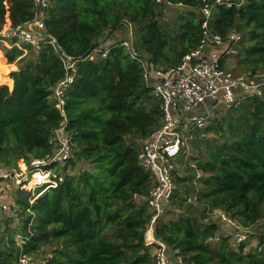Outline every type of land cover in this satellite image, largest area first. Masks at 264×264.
Masks as SVG:
<instances>
[{"label":"trees","instance_id":"obj_1","mask_svg":"<svg viewBox=\"0 0 264 264\" xmlns=\"http://www.w3.org/2000/svg\"><path fill=\"white\" fill-rule=\"evenodd\" d=\"M169 1L171 6L155 0H49L45 34L74 60L64 111L74 143L69 163L82 169L33 197L24 187L6 188L13 192L9 205L19 214L20 228L7 240L0 231V264H16L20 249L38 260L47 247L40 264H154L155 247L144 239L152 215L144 199L153 179L138 163L139 148L126 137L145 141L160 128L162 101L118 43L104 58L89 56L100 46L98 38L129 26L134 49L149 64L163 70L177 66L198 46L201 9L214 0ZM173 7L176 14L167 21ZM33 18L34 0H0V32ZM207 27L222 38L240 37L221 67L234 74L264 71V0H247L241 8L213 6ZM10 43L0 42V163L19 167L51 150L48 137L61 117L50 96L65 70L44 41L38 48ZM185 137L171 198L185 214L159 217L155 239L182 264H264L262 233L259 251L248 241L234 245L215 220L202 222L214 210L243 228L264 220V97L239 102ZM28 224L30 235L19 248L14 236L25 234ZM216 236L218 241H208Z\"/></svg>","mask_w":264,"mask_h":264},{"label":"built area","instance_id":"obj_2","mask_svg":"<svg viewBox=\"0 0 264 264\" xmlns=\"http://www.w3.org/2000/svg\"><path fill=\"white\" fill-rule=\"evenodd\" d=\"M155 2L172 5L169 0H155ZM246 2L247 0H214V4L205 3L201 9L204 20L201 24L202 37L198 46L185 55L177 66L166 70L149 64L147 59L134 49L130 41L118 42L119 46L125 48L130 57L139 63L142 68L143 82L151 89V94L162 101L161 126L140 145L137 154L139 165L149 171L153 179L144 201L152 214L145 234V245L155 247L154 264H182L180 259L169 255L165 244L155 239L154 224L159 217L167 213L171 205L175 189L173 181L176 170L175 161L186 139L184 133L205 128L211 120L219 116L221 111L226 112L241 101L264 97V71L234 74L232 68L226 69L220 66L221 62L227 63L228 57L235 53L239 35L230 33L222 38L211 33L207 27V20L213 6L241 8ZM48 3L49 0H34L32 21L16 28H5L0 33V42L4 44L15 40L10 43V47L28 44L38 48L39 42L44 41L59 54L65 70L64 77L53 87L50 96L61 117L58 126L48 137L50 152L41 158L30 159L24 166L4 167L0 163L1 225L16 222L18 224L19 220L17 210L11 208L5 200L4 185L15 188L24 187L33 197L37 189L62 183L66 175H72L82 169L78 162L74 167L69 163L73 158L74 143L64 111V93L71 81L69 73L74 66V60L61 50L55 39L45 34L44 14ZM113 44L117 43L111 45ZM220 47L223 48L219 49ZM108 52L109 46L102 50L95 49L89 59H94L98 54L104 58ZM201 107L203 112L193 113ZM29 202L31 204V200ZM211 214L230 228L234 245L238 246L246 241L249 228L241 227L220 210H214ZM30 227L31 224H28L26 235L17 233L14 236L17 247L20 248L28 239ZM148 235L150 240L147 238ZM208 241L216 242L218 236L209 238ZM256 246L259 251L263 249V246L258 243ZM16 264H37V260L24 254L20 249Z\"/></svg>","mask_w":264,"mask_h":264},{"label":"rangeland","instance_id":"obj_3","mask_svg":"<svg viewBox=\"0 0 264 264\" xmlns=\"http://www.w3.org/2000/svg\"><path fill=\"white\" fill-rule=\"evenodd\" d=\"M181 9V7L179 8ZM176 14V7H173L171 9H169V11L166 14L165 19H167V21H170L174 18ZM4 29L1 30V32ZM0 32V33H1ZM113 33L118 34L116 40H124V39H129L130 38V34H131V30L129 26H126V28L122 27L120 29H117L116 31H114ZM112 33V34H113ZM111 34V35H112ZM1 35V34H0ZM2 37V36H1ZM4 39V37H2ZM222 115H224V112L221 111V113L219 114L218 117H221ZM216 117V118H218ZM187 132L184 133V136L186 135ZM207 137H213L212 134H208ZM126 141L127 143L133 142L134 145L139 148L140 145L142 144V141L139 140L136 136L131 135V136H127L126 137ZM191 172H194L196 175H199L200 173L198 171H196L195 169H190ZM180 214H185L184 209L183 208H179L174 204H171V207L169 208V210L167 211V213L165 214L166 217L168 218H175ZM217 218H215L214 216H212V214L210 213L208 215V218H205L204 220H202L203 223H211L213 222V220H215L217 222V225L219 226V228L224 225L220 220H216ZM20 225H15L12 223H8L6 225H0V231L4 232L5 235L7 236V234H9V232L14 231L15 229L18 230L20 227ZM249 234H247V238H246V242L248 241L250 244H252L253 246H256L258 237L257 234L262 233L264 235V220L260 221L259 223L255 224L254 226L250 227L248 229ZM224 236H229L223 233ZM145 239V238H144ZM49 248H45L43 249V251H41L38 255V263L40 264L43 257H45L48 254Z\"/></svg>","mask_w":264,"mask_h":264},{"label":"crops","instance_id":"obj_4","mask_svg":"<svg viewBox=\"0 0 264 264\" xmlns=\"http://www.w3.org/2000/svg\"><path fill=\"white\" fill-rule=\"evenodd\" d=\"M123 27L126 28V26H123ZM7 28H8V27H7ZM117 36H118V34L113 33V34H112L111 36H109V37H106V35H103L102 37L98 38V43L100 44V46L98 47V49L102 50V49L107 48L108 46H110L112 43H118V42H121V41H130V42H131V39H130V38H129V39H124V40H116ZM131 44H132V43H131ZM132 46H133V45H132ZM222 48H223V47H220L219 49H222ZM11 68H14V66L11 65ZM201 112H203V108H202V107L196 109L195 111H193V113H195V114H198V113H201ZM175 117H176V118H179L178 115H175ZM143 142H144V141H142V143H143ZM8 186H11V185H4L5 190H6V188H7ZM12 187H13V186H12ZM5 200H6L7 204H10L9 201H13V200H14V199H13V192H12V190H11V192L8 191V192L5 193ZM14 224H16V225H20V224H19V220H18V224H17V222L14 223ZM0 225H1V223H0ZM220 232H221V233H224V234H226V235H228V234H230L231 230H230L229 227H226L225 225H222V226L220 227Z\"/></svg>","mask_w":264,"mask_h":264}]
</instances>
